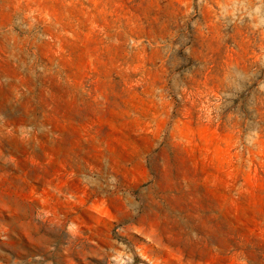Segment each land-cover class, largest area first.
Instances as JSON below:
<instances>
[{
    "label": "rangeland",
    "instance_id": "1",
    "mask_svg": "<svg viewBox=\"0 0 264 264\" xmlns=\"http://www.w3.org/2000/svg\"><path fill=\"white\" fill-rule=\"evenodd\" d=\"M264 264V0H0V264Z\"/></svg>",
    "mask_w": 264,
    "mask_h": 264
},
{
    "label": "built area",
    "instance_id": "2",
    "mask_svg": "<svg viewBox=\"0 0 264 264\" xmlns=\"http://www.w3.org/2000/svg\"><path fill=\"white\" fill-rule=\"evenodd\" d=\"M117 246L111 251L110 264H148L126 241L117 243Z\"/></svg>",
    "mask_w": 264,
    "mask_h": 264
}]
</instances>
